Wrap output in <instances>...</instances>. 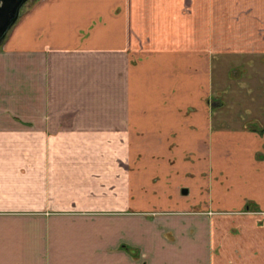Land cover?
Here are the masks:
<instances>
[{"label": "crops", "instance_id": "1", "mask_svg": "<svg viewBox=\"0 0 264 264\" xmlns=\"http://www.w3.org/2000/svg\"><path fill=\"white\" fill-rule=\"evenodd\" d=\"M0 264H264V0L21 10L0 45Z\"/></svg>", "mask_w": 264, "mask_h": 264}, {"label": "water", "instance_id": "2", "mask_svg": "<svg viewBox=\"0 0 264 264\" xmlns=\"http://www.w3.org/2000/svg\"><path fill=\"white\" fill-rule=\"evenodd\" d=\"M28 0H0V45Z\"/></svg>", "mask_w": 264, "mask_h": 264}, {"label": "rangeland", "instance_id": "3", "mask_svg": "<svg viewBox=\"0 0 264 264\" xmlns=\"http://www.w3.org/2000/svg\"><path fill=\"white\" fill-rule=\"evenodd\" d=\"M32 2H33V0H28L25 4H24V6L22 7V10H24L26 7H28L30 4H32ZM235 98V97H234ZM255 103H254V105L249 101V100H247V102H246V100H245V103H247L248 104V108L249 109H251V111H255V112H257V111H259V109L258 108H260V107H262L260 104H258L256 101H254ZM234 105V104H233Z\"/></svg>", "mask_w": 264, "mask_h": 264}]
</instances>
